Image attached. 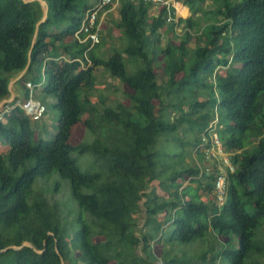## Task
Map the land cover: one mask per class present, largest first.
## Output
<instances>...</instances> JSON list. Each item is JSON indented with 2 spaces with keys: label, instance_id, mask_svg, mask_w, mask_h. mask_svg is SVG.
<instances>
[{
  "label": "trees",
  "instance_id": "1",
  "mask_svg": "<svg viewBox=\"0 0 264 264\" xmlns=\"http://www.w3.org/2000/svg\"><path fill=\"white\" fill-rule=\"evenodd\" d=\"M46 1L48 18L15 86L26 97L25 82L43 80L42 102L47 107L52 97L59 115L54 135L44 124L39 136L33 123L42 120L32 121L18 106L0 118V144L9 147L0 153V249L31 245L0 254L12 253L14 264H61V258L65 264H154L152 241L202 239L207 247L194 256L163 250V264H264V239L256 236L264 223V0H177L190 11L177 22H167L165 8L153 12L145 1L118 0V17L88 49L87 67L74 59L89 41L73 35L95 0ZM179 11L186 14L185 7ZM41 14L37 1L0 0V99L26 65ZM107 42V55L94 51ZM100 68L130 89L123 91L128 105L106 104L109 97L97 93ZM116 82L106 87L115 92ZM214 119L234 167L224 166L227 196L220 207L214 185L221 171L201 164L207 160L203 133ZM80 123L93 139L73 145L72 129ZM74 152H90L97 170L82 171ZM53 172L69 181L74 219L53 198L58 185L34 187ZM179 179L189 183L182 187Z\"/></svg>",
  "mask_w": 264,
  "mask_h": 264
},
{
  "label": "rangeland",
  "instance_id": "2",
  "mask_svg": "<svg viewBox=\"0 0 264 264\" xmlns=\"http://www.w3.org/2000/svg\"><path fill=\"white\" fill-rule=\"evenodd\" d=\"M182 7H184V6H182ZM189 15H190V12L188 11L185 15H181L180 17L185 18ZM182 30L183 29L181 27L177 28L178 32H182ZM112 34L115 37L117 36V33L114 30H113ZM113 40L115 41V38H113ZM108 47H109V44L107 42L105 44L98 45L94 49V51L97 52L98 54L105 53V55H107L108 54ZM128 70H129V72H132V71H134V68L131 65H129ZM216 72L217 73L220 72L221 74H223V69L221 67H219L216 69ZM95 75L98 76V80L96 82L97 88L95 90L97 91V93H100V94L102 93L103 95L109 97V99H107V101H106V104L111 105V104H114V102H121L125 105L129 104L128 100L126 98H124V93H123V91H130V89L126 85H120V82L117 79L110 77L108 75V73L105 72L104 70H102L101 68L99 69L98 72L95 71ZM115 81H117L115 84H117L118 86L115 85L117 88V91L114 92V89L112 87H110V86L106 87V85L108 84V82H113V84H114ZM97 93H96V95L91 97V100L93 102H98L97 101V98H98ZM35 99H37L41 102L44 99V97L42 96L40 91H38V89H36ZM47 99H48V101H47L48 102L47 103L48 112H47L46 116H44L41 119L42 121L37 122V123H33V126H39V128L41 129V131L37 132L36 136H39L40 133L45 131L44 128L42 127V126H44V124H46V129L48 131H51V129H53L51 131V133H53V135L55 132L56 119L58 118L59 113L56 109H54L51 106L53 98L47 97ZM201 99H203V98H201ZM154 102L156 103V105L158 104L157 101H154ZM99 108H102V107L99 106ZM157 108H158V105H157ZM86 117H87V114H85L83 116V119H85ZM72 130L73 131H72V135L70 138V142L73 145H76V144L82 142V140L89 141V140L93 139L92 135L88 131L86 132L83 123L77 124ZM179 133H181V132H179ZM53 135L50 134V137L52 138ZM179 135L183 136L185 140H189L192 137L191 133H187V134L181 133ZM160 143L165 144V141L162 140V141H160ZM173 145L174 144L172 142H169V144H168V146L170 148ZM7 150H8L7 145H1L0 144V153H5ZM73 156L76 160L78 167L82 171L88 172V171L97 170V166L95 165V162L93 161V157H92L90 152H86L84 154L74 152ZM188 160L189 159H187V158L185 159L186 162H188ZM31 162L34 163L33 160ZM213 163L216 164L217 161L214 159H207V160L203 161L201 164H207L209 167H211L210 165H213ZM178 181H183L182 187L189 183V181L187 179L186 180L179 179ZM41 183L45 184V186H42L43 184H41ZM54 185H58V188L56 190L57 193L56 192L54 193L53 198L59 199L62 202L64 201L67 209L71 210L70 218L74 219L76 217V215L78 214V207L76 205V202L73 200V198L71 196L70 184H69V181L67 179L61 178L58 175V173L53 172L52 174H50L46 178H43V179L38 178L34 183V187H36V188L37 187H42V188L46 187L49 190L54 189V187H55ZM151 185L156 187V192L159 195L167 196V193H165L159 187L158 181H153L151 183ZM50 195H51V193H48V195H47L48 198H52ZM143 221L144 220H142V219L139 221L140 226L142 225ZM163 227H166V226H163ZM256 236L258 238L264 239V223H262V226L257 230ZM231 237H232V243L235 245L234 247H237L238 239H237L236 235L233 234V235H231ZM219 239L221 241L225 240V238L222 236H220ZM206 247H207V244L202 239H195V240L191 241L190 243H180L177 241H173L172 243H163V242H158L157 240H154L151 242V252L156 257H159V258H161V254H162L163 250H169L170 253H178V255L184 254L185 256L189 257V256H194L197 253H201L203 250L206 249ZM172 248H173V250H172ZM0 263L1 264H14L12 253L0 254ZM78 264H79V262H78Z\"/></svg>",
  "mask_w": 264,
  "mask_h": 264
},
{
  "label": "built area",
  "instance_id": "3",
  "mask_svg": "<svg viewBox=\"0 0 264 264\" xmlns=\"http://www.w3.org/2000/svg\"><path fill=\"white\" fill-rule=\"evenodd\" d=\"M157 9V11L165 8L167 10V22L176 21L180 15L179 13V1L177 0H142ZM116 5L118 0H95V2L89 6L81 19L79 28L74 33V38L79 43H85L89 41V45L82 57H76L74 61H77L82 67L90 65V59L88 57V49L99 42V32L102 30V23L107 13H109ZM178 27H176L177 29ZM40 84L34 85L30 82H26L25 86L28 89V95L24 100H18L12 107H6L0 112V118L2 115L7 113L14 106H18L23 113L29 117L32 121L41 119L46 111V106L41 101L35 99V88ZM217 119L211 121L205 129L202 137L201 147H204L205 157L207 159H215L217 161V169L220 170V174L217 176L214 185L215 201L220 207L226 201L227 196V182L224 166L229 167L232 171L234 167L230 163L228 153L223 149V145L218 139L217 133L215 132ZM208 132L209 138L206 135ZM210 143V144H209ZM211 145L209 148L206 145ZM154 264H163L162 259L156 257Z\"/></svg>",
  "mask_w": 264,
  "mask_h": 264
},
{
  "label": "water",
  "instance_id": "4",
  "mask_svg": "<svg viewBox=\"0 0 264 264\" xmlns=\"http://www.w3.org/2000/svg\"><path fill=\"white\" fill-rule=\"evenodd\" d=\"M22 1L24 3H28L31 1H37L40 5L41 9H42V14H41V17L39 18V20L35 24V30H34L31 46L28 50V59H27L26 65L20 71V73L13 80L10 81L9 87H8L9 91H10L9 95L3 99H0V112H2L6 107H12L17 102V100H24L25 91H23V89L19 85L16 87L15 82L18 81L22 76H24V74L28 70V68L30 66V62H31L30 54L32 52V49H33V46L35 43V39L37 37L38 28L43 22L46 21V19L48 18V15H49V5H48V2L46 0H22ZM23 246L31 247V245L28 241H23L20 246L10 245V246L6 247L5 249H0V251H5L7 249H19ZM36 251L40 252V250H36ZM61 264H65L62 258H61Z\"/></svg>",
  "mask_w": 264,
  "mask_h": 264
},
{
  "label": "crops",
  "instance_id": "5",
  "mask_svg": "<svg viewBox=\"0 0 264 264\" xmlns=\"http://www.w3.org/2000/svg\"><path fill=\"white\" fill-rule=\"evenodd\" d=\"M180 3V5H179V7H182V6H184L185 8H186V13L189 11V8L187 7V6H185V5H183V3H181V2H179ZM117 7H118V5H116L109 13H107V15L105 16V19H104V21H103V23H102V31L103 30H105V29H107L108 27H109V22L108 21H110V20H112V19H117V17H118V11H117ZM178 10H179V8H178ZM152 11L153 12H157V9L155 8V7H153L152 6ZM180 12V11H179ZM190 12V11H189ZM114 31H115V29H114ZM99 71V70H98ZM97 71V72H98ZM97 76V75H96ZM97 80H98V76H97ZM97 80H96V82H97ZM41 89H42V86L40 87V88H38V91H41ZM76 126V125H75ZM74 126V127H75ZM73 127V128H74ZM73 131V130H72ZM38 132H39V130H38ZM36 134H37V132H36ZM41 134V133H40ZM39 134V135H40ZM42 134H45V133H43L42 132ZM2 145V144H1ZM8 147V146H7ZM8 149H9V147H8Z\"/></svg>",
  "mask_w": 264,
  "mask_h": 264
},
{
  "label": "clouds",
  "instance_id": "6",
  "mask_svg": "<svg viewBox=\"0 0 264 264\" xmlns=\"http://www.w3.org/2000/svg\"><path fill=\"white\" fill-rule=\"evenodd\" d=\"M180 2V1H179ZM184 5V4H183ZM180 13V12H179ZM181 16V14L179 15V17L178 18H182V17H180ZM178 32V31H177ZM180 33V32H179ZM73 38H74V35H73ZM88 53V52H87ZM89 57V56H88ZM63 59H65V60H67L65 57H62ZM82 67V66H81ZM42 74H43V70H42ZM27 82H30V81H27ZM26 83V82H25ZM30 83H32V82H30ZM42 83H43V80L40 82V83H36V84H34V83H32V84H34V85H37V84H40L38 87H36L35 88V94H36V89H38V88H40L41 86H42ZM25 85V84H24ZM25 88H26V86H25ZM27 95H28V89H27ZM26 98V97H25ZM18 101V100H17ZM43 103V102H42ZM46 106V105H45ZM15 107V106H14ZM46 109H47V107H46ZM43 117H44V115H43ZM42 117V118H43ZM41 118V119H42ZM40 120V119H39Z\"/></svg>",
  "mask_w": 264,
  "mask_h": 264
}]
</instances>
